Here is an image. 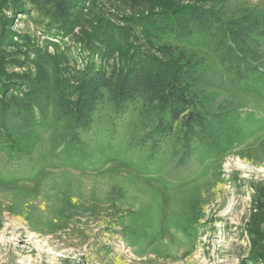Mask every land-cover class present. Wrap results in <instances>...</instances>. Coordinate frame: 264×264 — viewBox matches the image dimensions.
<instances>
[{
  "label": "trees",
  "instance_id": "16d2710c",
  "mask_svg": "<svg viewBox=\"0 0 264 264\" xmlns=\"http://www.w3.org/2000/svg\"><path fill=\"white\" fill-rule=\"evenodd\" d=\"M203 1L163 7L162 0H0V152L15 163L27 160L49 134L53 162L90 165L81 134L92 132L105 96L117 116L143 102L138 144L151 159L168 140L179 165L195 143L210 153L242 140L264 120L246 103L264 101V13L232 16L226 6L243 0ZM26 18L43 40L13 28ZM165 39L209 53L217 65L203 69L153 52V41ZM238 154L262 161L264 135ZM186 217L195 230L202 225L195 212ZM132 223L116 225L136 246L145 229L130 235Z\"/></svg>",
  "mask_w": 264,
  "mask_h": 264
},
{
  "label": "rangeland",
  "instance_id": "374dc122",
  "mask_svg": "<svg viewBox=\"0 0 264 264\" xmlns=\"http://www.w3.org/2000/svg\"><path fill=\"white\" fill-rule=\"evenodd\" d=\"M189 1L196 0L161 5ZM226 11L264 13V0L232 2ZM13 28L44 39L31 18L16 19ZM65 42L74 45L73 38ZM152 48L203 69L217 65L209 53L171 40H154ZM246 103L264 113V101L248 97ZM142 109L137 101L117 116L104 97L92 132L81 134L90 165L53 162L49 134L27 160L15 163L0 152V264H264V194L251 187L264 189V159L238 154L264 135V120L219 151L195 143L179 165L170 140L153 159L139 146ZM192 212L202 217L198 230L187 221ZM119 220L128 228L133 222L130 235L145 229L138 245L119 232Z\"/></svg>",
  "mask_w": 264,
  "mask_h": 264
}]
</instances>
